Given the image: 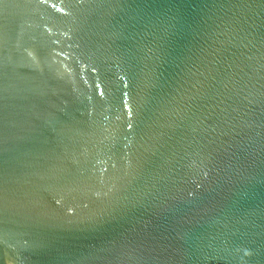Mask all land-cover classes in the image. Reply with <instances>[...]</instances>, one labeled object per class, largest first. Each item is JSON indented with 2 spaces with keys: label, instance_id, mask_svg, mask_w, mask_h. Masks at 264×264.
I'll return each instance as SVG.
<instances>
[{
  "label": "water",
  "instance_id": "water-1",
  "mask_svg": "<svg viewBox=\"0 0 264 264\" xmlns=\"http://www.w3.org/2000/svg\"><path fill=\"white\" fill-rule=\"evenodd\" d=\"M0 264H264V0H0Z\"/></svg>",
  "mask_w": 264,
  "mask_h": 264
}]
</instances>
